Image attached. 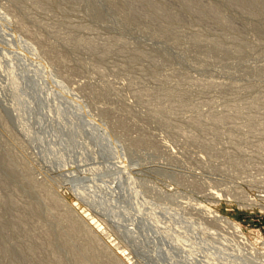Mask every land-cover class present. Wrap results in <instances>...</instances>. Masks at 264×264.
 <instances>
[{
  "label": "rangeland",
  "instance_id": "1",
  "mask_svg": "<svg viewBox=\"0 0 264 264\" xmlns=\"http://www.w3.org/2000/svg\"><path fill=\"white\" fill-rule=\"evenodd\" d=\"M258 190L264 0H0V264H260Z\"/></svg>",
  "mask_w": 264,
  "mask_h": 264
},
{
  "label": "bare ground",
  "instance_id": "2",
  "mask_svg": "<svg viewBox=\"0 0 264 264\" xmlns=\"http://www.w3.org/2000/svg\"><path fill=\"white\" fill-rule=\"evenodd\" d=\"M190 1V0H189ZM192 1V0H191ZM197 2V1H196ZM196 2H195V4H196ZM198 3V2H197ZM128 6H129V4H128ZM208 6V5H207ZM204 7H206L205 5H204ZM214 8V7H213ZM212 8V9H213ZM215 9V8H214ZM205 10H207V11H205ZM202 9V11H204V12H202V13H204L205 14V12H206V14H207V12L209 11V14H210V12L211 13H213L214 14V12H212V11H214V10H212L211 11V9H210V7H206V9ZM199 12H200V14H199V12L197 13L198 15H200L201 16V11H200V9L198 10ZM136 14L137 15H139L140 14V11H137L136 12ZM204 14H203V17H204ZM208 15V14H207ZM211 15V14H210ZM209 15V16H210ZM202 17V16H201ZM215 17V16H214ZM217 18V17H216ZM21 28H23V27H21ZM39 39V38H38ZM21 40V39H20ZM23 40V39H22ZM25 40L27 41L28 40V38H25ZM25 40H23V41H25ZM36 40H37V38H36ZM42 41V40H41ZM22 42V41H21ZM20 42V43H21ZM38 43V42H37ZM25 44V42L23 43V45ZM27 44V43H26ZM25 44V45H26ZM3 50V49H2ZM4 53V52H3ZM159 107V106H158ZM161 108V107H160ZM159 111H161L160 109H158ZM155 111V110H154ZM218 120H220V119H218ZM45 162V161H44ZM43 163V162H42ZM48 166V165H47ZM44 167H46V165L44 164V166H43V168ZM48 167H52L51 165L50 166H48ZM46 169V168H45ZM51 169V168H50ZM48 170V169H47ZM53 170H56V169H54V167H53ZM52 171V170H51ZM50 171V172H51ZM45 172H46V170H45ZM56 172V171H55ZM46 173H48V172H46ZM50 174H52V173H50ZM58 174V173H57ZM52 175H56L55 173H53ZM50 178V177H49ZM57 178V177H56ZM83 182V181H82ZM91 183V182H90ZM60 184V183H59ZM96 186V185H95ZM50 187V186H49ZM102 188H105V187H102ZM107 189V188H106ZM59 191V189L58 190H56V195L54 194H52L51 195V200H52V204H53V206H58V204L59 203H61L62 205H64V206H66V207H68V208H70L71 209V212H69V215L67 216L68 217V219H70V227L71 228H69V232H67V235H68V237H70V236H72V235H74V234H76V233H82L83 235H84V238H85V241L86 242H88V243H90L92 246H93V248L95 247V246H98L99 244H96V239H95V237L96 236H99L100 235V233H99V231H100V229L98 228V226L99 225H97L96 224V221L94 220V218H92V216H87V214H86V212H84V210L81 208V206L79 205V204H74V203H69L68 201H67V199L65 198V196H64V194H62V193H59L58 192ZM52 193V192H51ZM256 196L255 197H257V199H260L261 201H263L264 200V190H258L257 192H256V194H255ZM250 200H253L254 202H255V200H254V198L253 199H250ZM254 205H255V207H257L258 209H259V211H261V212H263L264 213V205H262L261 204V202H255V203H253ZM82 209V210H81ZM69 210V209H68ZM49 211V210H48ZM70 211V210H69ZM50 213V212H49ZM51 214H53V213H51ZM100 215V214H99ZM53 216V215H52ZM74 216H76V218L74 217ZM213 216H214V218L216 217V219L218 220V219H221V221H223L224 223L226 222V223H228L229 222V224H231L233 227H234V229H235V231L237 232L236 233V237H239V242L240 243H242V244H245L248 240H247V238H246V236H245V233H243V230L237 225V224H235V223H232L233 221H231L230 222V220L229 219H227L226 217H224V216H220V215H218L217 213H215V214H213ZM61 221V220H60ZM221 221H219V222H221ZM228 221V222H227ZM55 222V221H54ZM58 222V221H57ZM56 222V223H57ZM59 224V223H58ZM61 224V223H60ZM63 224V223H62ZM111 224V223H110ZM153 230V229H152ZM64 231H65V229H64ZM149 231H151V230H149ZM66 235V233H65V236H67ZM74 239V238H73ZM77 239V238H76ZM68 240V239H67ZM69 241V240H68ZM72 241V240H71ZM153 241V240H152ZM155 241H157V240H155ZM189 241H190V239H189ZM79 242V241H78ZM77 242V243H78ZM159 242V241H158ZM157 242V243H158ZM156 243V242H155ZM157 243H156V245H157ZM210 243V242H209ZM79 244V243H78ZM82 244V243H81ZM80 245V244H79ZM79 245H77V246H79ZM211 245H214V244H211ZM76 246V247H77ZM154 246V245H153ZM160 246H161V244H160ZM160 246H157V248H159ZM76 247L75 248H73L72 249V253H73V255H75L76 257V259H77V262L79 261L80 262V264H86L87 263V259H90L89 258V255H91V257H93L92 256V253H91V251L89 252V251H87V250H81V247H80V249L79 248H77L76 249ZM162 247V246H161ZM212 247V246H211ZM215 247V248H214ZM214 247H212V248H214V250L216 251V252H218V253H222L223 255H225V253L226 254H229V252H227L226 250H224V248H223V246L222 245H214ZM90 248V247H89ZM98 249H99V247H98ZM112 250V249H111ZM66 251V250H65ZM115 251V250H114ZM116 252V251H115ZM115 252H113L114 254L111 256V260H109V264H118V262H116V258H117V256H118V251L115 253ZM99 253V252H98ZM66 255H67V253H65ZM230 255V254H229ZM68 256V255H67ZM66 256V257H67ZM88 256V257H87ZM232 256H234V255H232ZM82 257H86V258H84L83 260H85L86 262H82L81 260H82ZM119 257V256H118ZM208 258H210V256H207ZM68 258V257H67ZM211 258H212V256H211ZM210 258V259H211ZM110 259V258H109ZM213 259H214V257L211 259L212 261H213ZM69 260V259H68ZM92 260V259H91ZM194 260V259H193ZM217 261V258L215 257V259H214V261L213 262H215V263H217L216 261ZM119 261V260H118ZM233 261V260H232ZM88 263H90V260H89V262ZM119 263H120V261H119ZM236 264H239L238 262H236ZM242 264V263H241ZM260 264H264V257L261 259V261H260Z\"/></svg>",
  "mask_w": 264,
  "mask_h": 264
}]
</instances>
